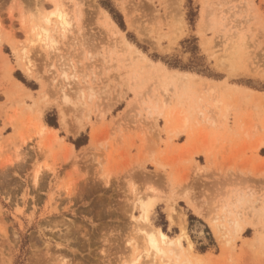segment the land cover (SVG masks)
I'll return each instance as SVG.
<instances>
[{
    "label": "rangeland",
    "instance_id": "374dc122",
    "mask_svg": "<svg viewBox=\"0 0 264 264\" xmlns=\"http://www.w3.org/2000/svg\"><path fill=\"white\" fill-rule=\"evenodd\" d=\"M135 259L264 264V0H0V264Z\"/></svg>",
    "mask_w": 264,
    "mask_h": 264
},
{
    "label": "bare ground",
    "instance_id": "6f19581e",
    "mask_svg": "<svg viewBox=\"0 0 264 264\" xmlns=\"http://www.w3.org/2000/svg\"><path fill=\"white\" fill-rule=\"evenodd\" d=\"M60 23L63 25H65V20L64 19H62L61 21H60ZM45 35V34H44ZM48 47H50L51 45H47ZM64 121V120H63ZM65 122V121H64ZM150 201V200H149ZM147 202V201H146ZM149 204H151V203H149ZM148 206L149 205H147L146 204V206H145V208H144V212L145 211H147L148 210ZM143 207V206H142ZM174 211V210H173ZM178 213V212H177ZM169 219H170V221L171 222H175L176 221V219H179V217H177V215L176 214H170V216H169ZM181 221V220H180ZM178 223V222H177ZM182 227V234H181V236H183L184 235V225H182L181 226ZM146 237V240H147V245L149 246V248L153 251V253H155V254H159L161 257L162 256H164V250L160 247V243L162 244V245H165V244H168V243H172L173 241H171V240H169V241H167V240H165V238H164V236L162 235V234H159V237H156L155 236V233H153V232H149V233H147V236H145ZM186 238V237H185ZM179 240H180V237H178L177 239H176V241L177 242H179ZM133 262H134V264H136V259L135 260H133ZM169 263H170V261H169Z\"/></svg>",
    "mask_w": 264,
    "mask_h": 264
},
{
    "label": "trees",
    "instance_id": "16d2710c",
    "mask_svg": "<svg viewBox=\"0 0 264 264\" xmlns=\"http://www.w3.org/2000/svg\"><path fill=\"white\" fill-rule=\"evenodd\" d=\"M119 25L122 26L121 23H119ZM121 28H122V27H121ZM47 123H48L49 125H55V124H52V123L49 122V121H47ZM74 143H75V145H76L77 147H79V146L81 145V143H78L77 141H75Z\"/></svg>",
    "mask_w": 264,
    "mask_h": 264
}]
</instances>
